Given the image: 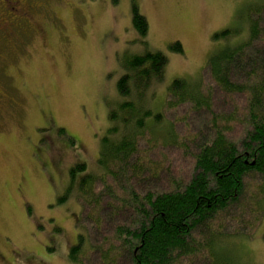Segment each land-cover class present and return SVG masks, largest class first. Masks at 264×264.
I'll return each instance as SVG.
<instances>
[{
    "label": "rangeland",
    "instance_id": "1",
    "mask_svg": "<svg viewBox=\"0 0 264 264\" xmlns=\"http://www.w3.org/2000/svg\"><path fill=\"white\" fill-rule=\"evenodd\" d=\"M22 1L25 9L34 7L32 16L21 12V19L10 24L0 14V264H71L69 250L79 234L88 263L113 264L102 257L120 242L114 239V227L126 212L124 219L135 212L125 208L115 212L121 205L115 207L110 198L104 200L101 215L95 211L94 224L82 213L80 200L68 195L60 202L58 196L67 192L68 170L74 162L87 161L93 172L98 168L100 139L110 122L108 105L117 99L116 83L122 73L118 58L145 49L167 55L165 81L155 88L150 103L153 109L164 110L171 80L200 76L219 42L213 35L235 25L242 9L246 15L251 4L263 0ZM133 2L149 21L147 44L133 28ZM16 14L17 9L12 16ZM32 21V28L26 26ZM176 40L182 42L183 54L169 49ZM204 76L207 80L206 71ZM245 99L213 87L212 113L236 111L241 119ZM166 112L183 127L182 138L196 137L192 143L182 140L189 145L188 154L161 149L176 178L183 180L191 173L199 143L215 128L202 113L185 122L187 109ZM205 128L210 132L198 140ZM243 129L233 124L226 135L240 139ZM161 150L153 151V159L162 155ZM259 178L248 175L240 201L208 222L213 230L203 228L204 236L222 235L215 248L221 261L264 264V181ZM162 180L168 184L165 176ZM100 217L102 222L96 224ZM196 240L204 243L201 235ZM95 247L99 252H89Z\"/></svg>",
    "mask_w": 264,
    "mask_h": 264
},
{
    "label": "trees",
    "instance_id": "2",
    "mask_svg": "<svg viewBox=\"0 0 264 264\" xmlns=\"http://www.w3.org/2000/svg\"><path fill=\"white\" fill-rule=\"evenodd\" d=\"M29 8L25 9L22 0H0V14L9 18L10 24L17 21L14 18L22 10L32 16L34 7ZM15 9L18 14L12 16ZM131 22L140 41L147 44L149 21L135 2ZM26 26L32 28V24L26 23ZM263 34L264 0L251 4L246 15L245 8L242 9L235 25L213 35L219 42L203 73L197 77L172 79L166 87L165 108L159 111L150 103L155 88L165 81L167 55L161 50L145 49L138 54L124 53L118 58L122 73L116 83L117 99L108 105L110 122L100 139L98 168L93 172L87 161L74 162L68 170L67 192L58 196L60 202L66 201L68 195L80 200L82 213H87L86 217L94 224L95 211L101 215L105 210L104 200L108 202L110 198L115 207L121 205L115 212H122L123 208L135 212V216L124 219L125 211L123 221L114 227V239L120 242L113 243L102 257L105 261L113 264H233L229 258L221 261L215 250L222 235L204 236L203 228L212 229L208 222L240 201L246 193L248 175L255 174L264 181ZM169 49L185 52L180 40L171 42ZM213 87L246 98L241 119L234 114L238 113L236 111L225 115L212 113ZM166 109L172 112L187 109L185 122L202 113L215 128L199 143L191 173L183 180L176 178L167 154L161 149H182L188 154L189 145L182 140L192 143L196 137L182 138L183 127L167 117ZM233 124L244 127L240 139L226 135ZM210 130L205 128L198 134V140ZM158 149L162 155H156L155 160L153 151ZM163 176L168 184L163 182ZM99 219L96 224L102 222V218ZM197 235L204 237V243L196 240ZM83 243L84 238L79 234L77 244L69 250L71 264H95V260L88 263L84 257ZM96 249L90 248L89 252Z\"/></svg>",
    "mask_w": 264,
    "mask_h": 264
},
{
    "label": "flooded vegetation",
    "instance_id": "3",
    "mask_svg": "<svg viewBox=\"0 0 264 264\" xmlns=\"http://www.w3.org/2000/svg\"><path fill=\"white\" fill-rule=\"evenodd\" d=\"M13 8H16V6H13ZM22 12H24V10H22ZM26 14H27V13H26ZM26 16H28V14H27ZM14 19H21V18H20V16H18V17L14 18ZM14 19H13V20H14ZM7 22H10V21H5V23H7ZM30 23H31V22H30ZM30 23H29V24H30ZM2 24H3V23H2ZM33 24H34V21H32V25H33ZM40 28H41V27H40ZM40 28H39V29H40Z\"/></svg>",
    "mask_w": 264,
    "mask_h": 264
},
{
    "label": "water",
    "instance_id": "4",
    "mask_svg": "<svg viewBox=\"0 0 264 264\" xmlns=\"http://www.w3.org/2000/svg\"><path fill=\"white\" fill-rule=\"evenodd\" d=\"M252 163H254V162H252Z\"/></svg>",
    "mask_w": 264,
    "mask_h": 264
}]
</instances>
